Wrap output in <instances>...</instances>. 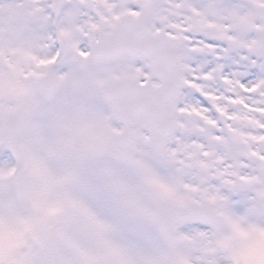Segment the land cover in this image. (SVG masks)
Listing matches in <instances>:
<instances>
[{"label": "snow or ice", "instance_id": "6c2138e0", "mask_svg": "<svg viewBox=\"0 0 264 264\" xmlns=\"http://www.w3.org/2000/svg\"><path fill=\"white\" fill-rule=\"evenodd\" d=\"M0 264H264V0H0Z\"/></svg>", "mask_w": 264, "mask_h": 264}]
</instances>
